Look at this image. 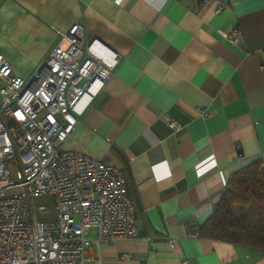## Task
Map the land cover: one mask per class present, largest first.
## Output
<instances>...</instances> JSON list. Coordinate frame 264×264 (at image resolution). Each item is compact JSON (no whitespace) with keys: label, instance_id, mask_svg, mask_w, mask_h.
<instances>
[{"label":"crops","instance_id":"1","mask_svg":"<svg viewBox=\"0 0 264 264\" xmlns=\"http://www.w3.org/2000/svg\"><path fill=\"white\" fill-rule=\"evenodd\" d=\"M74 23L119 58L63 143L120 166L134 201L137 236L102 242V264H264L259 247L187 233L232 171L264 160V0H0V53L29 77Z\"/></svg>","mask_w":264,"mask_h":264},{"label":"built area","instance_id":"2","mask_svg":"<svg viewBox=\"0 0 264 264\" xmlns=\"http://www.w3.org/2000/svg\"><path fill=\"white\" fill-rule=\"evenodd\" d=\"M222 33L231 43L240 37L234 26ZM118 60L80 23L59 33L29 77L14 74L0 53V264H102V242L137 236L121 167L63 146ZM166 121L174 132L182 128ZM42 194L52 196L53 218L36 214L47 211L32 204ZM187 233L199 236L198 225Z\"/></svg>","mask_w":264,"mask_h":264},{"label":"trees","instance_id":"3","mask_svg":"<svg viewBox=\"0 0 264 264\" xmlns=\"http://www.w3.org/2000/svg\"><path fill=\"white\" fill-rule=\"evenodd\" d=\"M199 235L264 250V160L256 157L232 171Z\"/></svg>","mask_w":264,"mask_h":264},{"label":"rangeland","instance_id":"4","mask_svg":"<svg viewBox=\"0 0 264 264\" xmlns=\"http://www.w3.org/2000/svg\"><path fill=\"white\" fill-rule=\"evenodd\" d=\"M262 158V157H261ZM263 159V158H262ZM32 204L37 207L38 205L43 204L47 211L41 212L37 209L36 214L38 217H45V218H53V199L51 195L48 194H42L33 197Z\"/></svg>","mask_w":264,"mask_h":264}]
</instances>
